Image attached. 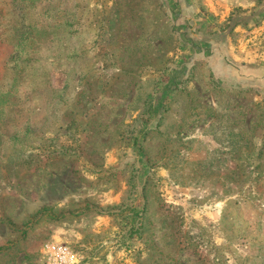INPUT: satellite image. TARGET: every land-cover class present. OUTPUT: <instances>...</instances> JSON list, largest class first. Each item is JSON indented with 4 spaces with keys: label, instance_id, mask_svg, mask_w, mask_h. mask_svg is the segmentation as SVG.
I'll list each match as a JSON object with an SVG mask.
<instances>
[{
    "label": "rangeland",
    "instance_id": "1",
    "mask_svg": "<svg viewBox=\"0 0 264 264\" xmlns=\"http://www.w3.org/2000/svg\"><path fill=\"white\" fill-rule=\"evenodd\" d=\"M241 1L0 0V264H264V0Z\"/></svg>",
    "mask_w": 264,
    "mask_h": 264
},
{
    "label": "trees",
    "instance_id": "2",
    "mask_svg": "<svg viewBox=\"0 0 264 264\" xmlns=\"http://www.w3.org/2000/svg\"><path fill=\"white\" fill-rule=\"evenodd\" d=\"M235 16H236V14L235 13H232L230 15L229 19H233ZM21 28H22V36L23 37L24 36L27 37V35L29 37L30 34H33V37L35 36V34L33 33L32 30L26 31L24 26H21ZM17 55L19 56V54H17ZM169 85L170 84H166L165 85V89L163 88V91H162V93H161L160 96H157V97L149 96V98L147 100L148 107L144 111V113H146V112L148 113L149 112V118L148 119H150V117L154 116L155 114L160 113L159 111L164 107L163 99H164V95L167 94L168 91H169L168 90V86ZM162 117H163V114H160V118H162ZM147 130H148V123L143 124L141 128H138V130L135 129V131L137 132V134L135 136V142L136 143H137V140H139L140 135H143L144 136V134H146ZM133 227H134L133 228L134 230L139 229V227H137V228L135 226H133Z\"/></svg>",
    "mask_w": 264,
    "mask_h": 264
},
{
    "label": "built area",
    "instance_id": "3",
    "mask_svg": "<svg viewBox=\"0 0 264 264\" xmlns=\"http://www.w3.org/2000/svg\"><path fill=\"white\" fill-rule=\"evenodd\" d=\"M79 256L68 244L56 242L47 252L46 264H78Z\"/></svg>",
    "mask_w": 264,
    "mask_h": 264
},
{
    "label": "crops",
    "instance_id": "4",
    "mask_svg": "<svg viewBox=\"0 0 264 264\" xmlns=\"http://www.w3.org/2000/svg\"><path fill=\"white\" fill-rule=\"evenodd\" d=\"M241 0H237V4H240L241 5ZM258 63L257 62H254V61H250V62H248V65L246 66L247 67V71H248V73L246 74L247 76H248V74H250V76L251 75H253V74H256L257 72L258 73H260L261 72V70L258 68ZM263 74V73H262ZM260 76H261V74H260Z\"/></svg>",
    "mask_w": 264,
    "mask_h": 264
}]
</instances>
